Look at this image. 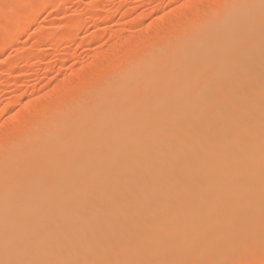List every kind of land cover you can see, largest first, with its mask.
<instances>
[{"label": "bare ground", "instance_id": "obj_1", "mask_svg": "<svg viewBox=\"0 0 264 264\" xmlns=\"http://www.w3.org/2000/svg\"><path fill=\"white\" fill-rule=\"evenodd\" d=\"M174 3L155 34H114L113 60L91 55L89 73L63 74L56 103L26 104L10 115L15 127L5 122L0 264L260 256L264 5ZM102 58L108 64H93Z\"/></svg>", "mask_w": 264, "mask_h": 264}, {"label": "rangeland", "instance_id": "obj_2", "mask_svg": "<svg viewBox=\"0 0 264 264\" xmlns=\"http://www.w3.org/2000/svg\"><path fill=\"white\" fill-rule=\"evenodd\" d=\"M18 2L20 0H0V11ZM27 2L31 4V10H28V7L25 14L21 15L20 26L12 28L5 34L0 32V48L6 42L8 44L4 45L3 50L0 49V139L6 136L4 132V128L8 126L6 123L10 127L17 125L14 117L11 116L18 115L19 110H22L26 104L32 105L33 102H38L42 103L39 105L43 107L45 104L49 105V101H51L50 104L58 101L57 84L63 81V74L66 71L81 72L86 68L88 72L84 71L89 73L93 65H85L86 61L97 52L105 54L108 61L113 60L112 54L116 50L111 49H115L119 43L112 38L114 34L122 39L128 38L130 34L133 35L139 30H142V33L155 34L154 25L157 18L165 14L168 19L167 15L177 8L174 5L175 0H28ZM180 11L185 15L186 10ZM148 23L153 28L148 29ZM144 29H147V32ZM5 35L9 37L5 38ZM124 47L130 48L129 45ZM129 50L127 49V52ZM106 51L111 60L108 56L106 57ZM109 51L112 53L110 54ZM105 58L93 64L99 65L98 67L106 65L108 62H105ZM76 80L79 81V78L75 77V82H72L74 85H77ZM84 86L78 88L80 91L78 96L82 93ZM86 87L82 95L84 91L86 92ZM53 99L56 100L52 102ZM12 123H15V126ZM255 254L256 252L251 255L252 257L247 255L248 259L250 257L258 261L260 256Z\"/></svg>", "mask_w": 264, "mask_h": 264}, {"label": "snow or ice", "instance_id": "obj_3", "mask_svg": "<svg viewBox=\"0 0 264 264\" xmlns=\"http://www.w3.org/2000/svg\"><path fill=\"white\" fill-rule=\"evenodd\" d=\"M262 5H264V0H262ZM28 7H30V5L27 3V0H20V2L12 4L11 7L6 10L0 11V32H7L17 27L21 15ZM102 264H109V262H102ZM209 264H264V249L261 250L260 259L258 261L245 258L231 261H214L209 262Z\"/></svg>", "mask_w": 264, "mask_h": 264}]
</instances>
